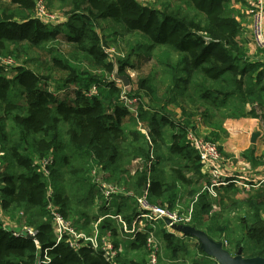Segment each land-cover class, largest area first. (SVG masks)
I'll return each mask as SVG.
<instances>
[{
    "label": "trees",
    "instance_id": "16d2710c",
    "mask_svg": "<svg viewBox=\"0 0 264 264\" xmlns=\"http://www.w3.org/2000/svg\"><path fill=\"white\" fill-rule=\"evenodd\" d=\"M55 1L65 8L58 24L39 17L35 0H0V215L16 216L18 223L10 227L0 217V264H148V232L129 238L115 219L102 218L112 212L130 222L137 213L134 196L143 194L169 209L191 206L189 225L225 241L231 254L242 247L245 257H264V189L221 203L212 214L214 202L202 191L208 174L187 138L194 118L216 128L223 119L264 111V58L250 55L241 39L235 0H179L162 9L140 0ZM107 21L149 41L139 43L137 50L145 52L136 56L149 59L154 48L163 52L155 56L161 64L157 82L149 73L133 89L129 77L125 90L139 98L137 117L121 104L123 86L112 80L115 67L121 75L137 69L133 53L109 57L102 34ZM62 40L71 45L66 53L54 47ZM34 47L45 49L38 55L47 64L45 74L1 60L24 58ZM54 69L66 74L51 81ZM92 86L96 94L86 95ZM170 103H183L180 117L167 108ZM48 157L44 174L39 161ZM96 175L133 195L105 200ZM49 205L88 234L96 225L99 236L109 234L122 252L110 262L99 249L70 246L68 235L56 242ZM21 222L36 231L34 238L14 235ZM154 236L162 249L156 264L166 263L162 254L175 264H218L198 242L195 255L178 260L182 239L164 225L156 226ZM45 256L49 262L41 263Z\"/></svg>",
    "mask_w": 264,
    "mask_h": 264
},
{
    "label": "built area",
    "instance_id": "2783aa9c",
    "mask_svg": "<svg viewBox=\"0 0 264 264\" xmlns=\"http://www.w3.org/2000/svg\"><path fill=\"white\" fill-rule=\"evenodd\" d=\"M37 12L40 18L44 20H52L54 17L46 11L43 1H36ZM242 20L249 30L251 39L256 48L264 54V0H245L242 8ZM242 22V23H243ZM7 65L13 64L12 58L1 59ZM97 88L92 86L86 93L90 96L96 94ZM120 102L131 111L134 117H137V105L139 98L135 95L129 96L125 88L120 93ZM187 138L195 150L199 162L203 165L208 174L209 182L203 186L202 191H205L214 201L221 193V188L228 185L244 189L248 193H255L263 187L264 175L257 178L254 176L233 175L225 171L223 166L224 158L216 142L205 139L196 134L194 130H188ZM52 161L51 157L41 159L39 165L42 167L44 174H47L46 165ZM3 170V163H0V174ZM95 174V170L92 171ZM1 181V179H0ZM97 188L105 200H109L112 195L124 193L133 195L132 192H125L124 188L116 184L108 183L100 177L95 178ZM2 182H0V187ZM134 201L137 207V213L130 222L126 221L120 214L107 213L103 217H111L115 219L120 226L121 231L129 238H133L137 232H148L146 239V248L148 251V264H156L160 252V245L154 236V229L160 223H164V227L171 228V224L189 225L193 209L190 206L187 209H169L165 206L152 204L147 195L134 196ZM50 213L52 214V226L56 235V242H59L65 235H68L67 241L72 247L87 245L94 250H101L107 261L112 262L119 252H122L121 247H115L109 234L99 236L96 225L90 234L84 230L75 227L74 223L64 217L51 205H49ZM2 217V215H0ZM164 219H169L170 224H166ZM149 229V231H147ZM25 233L34 238L36 231L32 227L22 226L20 231H13L14 235ZM35 243H37L34 240ZM223 245L227 243L222 242ZM42 262H49L48 257H44Z\"/></svg>",
    "mask_w": 264,
    "mask_h": 264
},
{
    "label": "crops",
    "instance_id": "0c3cea01",
    "mask_svg": "<svg viewBox=\"0 0 264 264\" xmlns=\"http://www.w3.org/2000/svg\"><path fill=\"white\" fill-rule=\"evenodd\" d=\"M244 3L245 0H235L232 3V7L238 12L237 18L239 21H241V23V10L243 8ZM244 24L245 22L242 23L243 30L248 31V35L242 32L241 39L245 41L249 54L253 56L259 55L260 57L264 58V54L256 48L255 44L251 39L249 30ZM180 104L183 105V103ZM180 104L170 103L167 105V108L173 112V116H175L176 118L180 117L182 114L181 109L179 107ZM186 105L190 106L188 102H186ZM156 106L160 107L162 106V103H158ZM145 108L147 107L145 106ZM256 112L258 113L256 116L247 115L240 118L223 119L221 120V122H219V127L216 128H213L212 126L209 127L207 124H204L200 117L193 119L196 120L194 122L196 132H198V134H200V136L203 138L210 136L213 137L215 142L218 144V147L224 158L223 166L225 168V171L230 174L254 176L257 178L264 175V111L262 112L257 109ZM170 136L171 131L170 129H168L165 137L167 144L170 141ZM168 163H164L165 166L167 164L165 171H167L169 168ZM263 187L260 189L261 191L262 189H264ZM181 189L183 191V193L181 194L184 195V188ZM220 190L223 195L221 196L219 202H217L219 198L213 201L214 204L212 214L220 211L221 206L228 204L231 200L243 199L247 196L257 195L259 193L257 191L258 193L255 192L251 194L246 192L244 189L235 187L233 185L224 186ZM215 204H217V206H215ZM260 217L264 219L263 211L260 212ZM166 229L169 232L174 233L181 239V236H184L182 233L176 232L172 228L166 227ZM166 262L168 263V261Z\"/></svg>",
    "mask_w": 264,
    "mask_h": 264
},
{
    "label": "rangeland",
    "instance_id": "374dc122",
    "mask_svg": "<svg viewBox=\"0 0 264 264\" xmlns=\"http://www.w3.org/2000/svg\"><path fill=\"white\" fill-rule=\"evenodd\" d=\"M35 1H39V0H35ZM43 1L45 7H46V11H48L49 14H51L54 19H52V21L50 22L51 24H58L61 21V18H64V12L63 10H65V8L61 9L59 7V3L55 0H41ZM143 3H149L152 6H155L158 9H162L164 4L168 5H172V4H178L179 0H140ZM243 22V20H242ZM105 23H110L108 26H106L107 24H105V27L103 29V36L104 39L107 40V45L105 46V51L107 52V54L109 55V57H112V59L115 58H120L123 59L124 57H126L128 54L133 53L132 55L130 54L129 58L131 59L132 65L134 67V65L137 66V69L135 68H127L126 74L128 77H130L131 81H132V88L136 89V83L138 81V79L140 77H143L147 74L150 73V75H152L154 78H156V82L157 79L159 78V71L161 68V64L159 63L158 60H156L155 58L157 56H162V53L160 49L154 48L152 50V52H154V55L156 56H149V59H145L143 57H138L136 56L135 52H145L143 49H138L139 48V43H143V44H147L149 41L143 39L140 35H138L137 33L134 34H128L125 33L124 31L121 30V28L116 27L115 25L111 24L113 22L111 21H107ZM116 30L115 32L113 30ZM243 33L248 35V31H244ZM48 46V45H47ZM70 44H67L64 40L55 43L54 47H57L59 50H61L62 52L66 53L69 49H70ZM36 47H34L33 49H31L25 56L24 58H22L21 56L19 57V59L17 58V60L15 61L13 60V63L15 64V62L17 63V65L19 64H24L25 66H28L30 68H32L33 70H36L35 67H37L40 71V73H47L48 68L46 67L47 64H44L40 61V59L38 58V55L40 53L43 54L44 52L41 50H45V49H41L40 51H38L37 49H35ZM141 48V47H140ZM136 52V53H137ZM249 52V51H248ZM39 55V56H40ZM135 56V57H133ZM133 57V59H132ZM25 60H27L26 63H23ZM80 62L82 64L83 67H88L89 65L86 63V61H83L82 59H80ZM66 73L60 69H54L51 72V76L52 79H50L51 81H53V78H60L61 76L65 75ZM108 80H110V78H108ZM117 82V81H116ZM121 82H117V84ZM122 85V83H121ZM70 88H68V90H70L69 92H72L71 89H73L74 86H68ZM126 88V87H122ZM161 90V89H160ZM162 91V90H161ZM64 127H62L63 129ZM196 132V129L194 130ZM197 135L200 136V134H198V132H196ZM218 145V144H217ZM100 177V175H96L95 178ZM215 206H217V204H215ZM3 212V211H2ZM17 214V213H16ZM16 216L10 215V214H6V213H2V219L4 220V223H6V225H9L10 227H15L18 225V223L16 222L17 219H15ZM70 220V219H67ZM72 221V220H70ZM73 222V221H72ZM164 223H160L159 225H163ZM21 225H24L23 222H21ZM181 236V235H180ZM182 237V249L180 250L179 253V259L178 260H189V258L191 257V255H195V248L196 245L198 244L196 239L189 238L188 236H181ZM158 243L161 247V243L158 240ZM162 251V249L160 250ZM162 253V252H161ZM162 258L163 262H166L165 257L162 254ZM165 264H175L173 262H166Z\"/></svg>",
    "mask_w": 264,
    "mask_h": 264
},
{
    "label": "water",
    "instance_id": "95a60500",
    "mask_svg": "<svg viewBox=\"0 0 264 264\" xmlns=\"http://www.w3.org/2000/svg\"><path fill=\"white\" fill-rule=\"evenodd\" d=\"M112 80L121 82L123 87H128L130 84L129 77L125 74H118L116 67ZM164 222L166 224L171 223L169 219H164ZM171 228L183 235L195 238L199 243V248L218 264H264V257H245L242 253V247H239L235 254H231L221 241L214 240L193 225L171 224Z\"/></svg>",
    "mask_w": 264,
    "mask_h": 264
}]
</instances>
